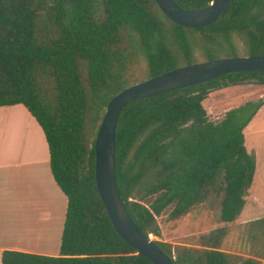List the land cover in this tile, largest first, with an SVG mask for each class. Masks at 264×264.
Returning a JSON list of instances; mask_svg holds the SVG:
<instances>
[{
  "label": "trees",
  "instance_id": "1",
  "mask_svg": "<svg viewBox=\"0 0 264 264\" xmlns=\"http://www.w3.org/2000/svg\"><path fill=\"white\" fill-rule=\"evenodd\" d=\"M198 10L211 0H172ZM211 24L184 27L154 0H0V108L20 105L40 128L50 175L66 198L57 256L4 250L0 264H153L113 229L94 180V140L107 103L123 89L211 60L264 56V0H228ZM264 74L236 72L126 104L115 132V181L135 227L161 239L159 219L195 206L231 224L245 205L255 160L244 130L264 104L247 98L216 116L205 103ZM264 247V218L248 223ZM153 241L174 264H264L219 250ZM264 258V256H263Z\"/></svg>",
  "mask_w": 264,
  "mask_h": 264
},
{
  "label": "rangeland",
  "instance_id": "2",
  "mask_svg": "<svg viewBox=\"0 0 264 264\" xmlns=\"http://www.w3.org/2000/svg\"><path fill=\"white\" fill-rule=\"evenodd\" d=\"M261 95H264V86L235 87L225 91L224 96L217 97L215 95L205 103V107L211 114L216 116L231 106L239 105L247 98L257 99ZM19 108V110H23L21 107ZM16 112L10 110L0 113L3 114L0 115V160L2 162L5 160L11 161L18 154H23L31 141V129L27 120ZM244 147L247 153L254 156L255 172L252 185L245 197V205L235 221L231 224L220 223L218 221L217 206L205 203L193 207L186 216L178 221H167L166 216L160 218L161 239L151 236L153 241L168 243L173 249L184 246L200 250L202 249L200 246L201 238H208L211 232L223 229L224 236L220 242V251L237 256L240 259H253L264 263L262 242L252 237L250 235L252 233L248 229L249 222L264 218V107L250 122L249 127L244 130ZM13 171L15 172V170ZM10 172V169L2 171L0 176V187L3 188L1 190L0 206V218L4 219L2 224H6V220L9 222L8 215L13 212V209L8 207L15 201V196H19L17 192L15 195L12 191L14 186L18 187V183H14V180L18 177L15 178L12 173L9 175ZM34 183V185H38L36 182ZM37 193L42 194L43 198L33 196L31 202L37 201L38 204L43 203L44 205L46 201L50 203L52 197L50 193L40 189ZM56 217L55 220L59 219L58 223L60 225L62 216ZM13 223L14 227H17L20 221L16 222L14 220ZM15 242L22 247H29L30 244L29 241L17 240Z\"/></svg>",
  "mask_w": 264,
  "mask_h": 264
},
{
  "label": "water",
  "instance_id": "3",
  "mask_svg": "<svg viewBox=\"0 0 264 264\" xmlns=\"http://www.w3.org/2000/svg\"><path fill=\"white\" fill-rule=\"evenodd\" d=\"M172 22L200 28L214 22L229 6L228 0H211L198 10H184L172 0H154ZM236 72L264 74V56L223 58L179 67L160 76L131 85L106 105L94 140V180L97 194L119 235L132 249L153 264H174L151 239L140 232L128 216L115 181V132L121 110L129 102L195 86Z\"/></svg>",
  "mask_w": 264,
  "mask_h": 264
},
{
  "label": "crops",
  "instance_id": "4",
  "mask_svg": "<svg viewBox=\"0 0 264 264\" xmlns=\"http://www.w3.org/2000/svg\"><path fill=\"white\" fill-rule=\"evenodd\" d=\"M19 107L23 110H19ZM263 107L264 104L252 120ZM10 110L17 111V114L20 113L22 117H25L31 129V141L23 154H18L11 161L5 160L2 162L0 160V176L2 171L10 169L9 175L12 173L15 178L18 177L14 180V183H18V187L14 186L12 191L15 195L16 192L19 195L15 196V201L8 207L13 209V212L8 215L9 222L5 219L6 224H2L4 219L0 218V255L4 250H11L44 256H57L66 198L50 175L47 145L40 128L22 106L0 108L1 112ZM249 124L247 127H249ZM34 182L38 185H34ZM2 189L0 187V206ZM39 189L50 193V196H52L50 203L46 201L44 205L43 203L38 204L37 201L31 202L33 196L43 198L42 194L37 193ZM59 215L62 216L60 225L58 223L59 219L55 220L56 216L59 218ZM14 220L16 222L20 221L19 226L14 227ZM17 240L29 241V247L17 245L15 242Z\"/></svg>",
  "mask_w": 264,
  "mask_h": 264
},
{
  "label": "bare ground",
  "instance_id": "5",
  "mask_svg": "<svg viewBox=\"0 0 264 264\" xmlns=\"http://www.w3.org/2000/svg\"><path fill=\"white\" fill-rule=\"evenodd\" d=\"M18 120H19V119H18ZM12 121H13V120H12ZM14 121H15V120H14ZM5 123H7V122H5ZM19 123H20V122H19ZM15 138H16V137H15ZM15 138H14V139H15ZM14 141H15V140H14ZM23 143H24V142H23Z\"/></svg>",
  "mask_w": 264,
  "mask_h": 264
}]
</instances>
